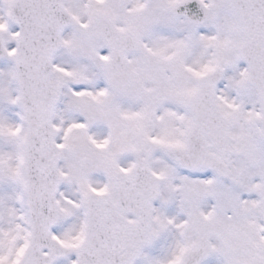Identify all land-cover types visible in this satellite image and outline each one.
<instances>
[{"label": "snow or ice", "instance_id": "1", "mask_svg": "<svg viewBox=\"0 0 264 264\" xmlns=\"http://www.w3.org/2000/svg\"><path fill=\"white\" fill-rule=\"evenodd\" d=\"M0 264H264V0H0Z\"/></svg>", "mask_w": 264, "mask_h": 264}]
</instances>
